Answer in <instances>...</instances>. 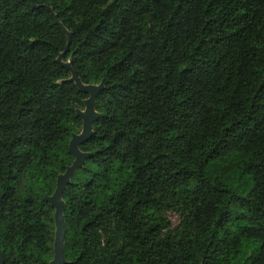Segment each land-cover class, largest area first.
Wrapping results in <instances>:
<instances>
[{
    "label": "trees",
    "instance_id": "obj_1",
    "mask_svg": "<svg viewBox=\"0 0 264 264\" xmlns=\"http://www.w3.org/2000/svg\"><path fill=\"white\" fill-rule=\"evenodd\" d=\"M49 9L63 62L103 83L66 264H264V0H0L2 264L52 261L45 196L88 98Z\"/></svg>",
    "mask_w": 264,
    "mask_h": 264
},
{
    "label": "water",
    "instance_id": "obj_2",
    "mask_svg": "<svg viewBox=\"0 0 264 264\" xmlns=\"http://www.w3.org/2000/svg\"><path fill=\"white\" fill-rule=\"evenodd\" d=\"M33 8L36 9L37 7L33 5ZM50 12L55 22L64 31L68 39L65 50L57 58L56 63L71 73L70 81L75 84L79 92L88 96L87 100H85L83 103L84 110L76 111V117H78L82 121L81 132L78 135L73 134L69 142V151L73 156L74 161L72 165L66 169L64 174L58 176L53 195L45 196V201L54 210L55 232H54V242H53V258L50 264H66L64 257V238L66 231H65V221L63 216L65 204L62 200V196L65 190L67 189V187L70 185V180L74 175V173L79 168L82 167V165L85 162V159L89 156L88 154L81 153L79 148L90 139V137L92 136V125L100 117V115L95 111V102L99 96V93L103 89V83H101L99 86L82 84L76 73L72 70L70 62H66V63L63 62V59L69 50L70 34L62 26V24L58 22L52 10H50ZM2 263H3V259H2V254L0 252V264Z\"/></svg>",
    "mask_w": 264,
    "mask_h": 264
},
{
    "label": "rangeland",
    "instance_id": "obj_3",
    "mask_svg": "<svg viewBox=\"0 0 264 264\" xmlns=\"http://www.w3.org/2000/svg\"><path fill=\"white\" fill-rule=\"evenodd\" d=\"M84 108H81V111H83ZM78 131H81V128H78ZM168 220L171 223L172 228H175L178 224H179V218L177 215L173 214V213H169L167 215Z\"/></svg>",
    "mask_w": 264,
    "mask_h": 264
}]
</instances>
